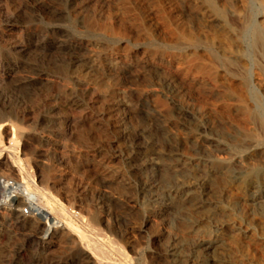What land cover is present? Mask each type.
<instances>
[{
    "label": "rangeland",
    "instance_id": "rangeland-1",
    "mask_svg": "<svg viewBox=\"0 0 264 264\" xmlns=\"http://www.w3.org/2000/svg\"><path fill=\"white\" fill-rule=\"evenodd\" d=\"M262 119L264 0H0V180L111 255L19 193L0 264H264Z\"/></svg>",
    "mask_w": 264,
    "mask_h": 264
},
{
    "label": "bare ground",
    "instance_id": "bare-ground-1",
    "mask_svg": "<svg viewBox=\"0 0 264 264\" xmlns=\"http://www.w3.org/2000/svg\"><path fill=\"white\" fill-rule=\"evenodd\" d=\"M247 20V19H246ZM248 20H249V18H248ZM254 21V20H253ZM244 27V26H243ZM245 29V28H244ZM243 29V30H244ZM253 29V28H252ZM242 30V31H243ZM247 32V31H246ZM249 32V31H248ZM249 35V34H248ZM248 35H247V37H248ZM242 36V35H241ZM263 38V37H262ZM229 58V57H228ZM232 62V61H231ZM231 62H229V63H231ZM248 72V71H247ZM215 74V73H214ZM214 74H213V78H215L214 77ZM217 74V73H216ZM211 77H212V75H211ZM217 77V76H216ZM212 78V79H213ZM218 78V77H217ZM263 120V119H262ZM264 121V120H263ZM0 130H1V133H3L4 134V136H7L8 135V128H7V126L6 125H3L1 128H0ZM15 141H13L12 142V146H13V143H14ZM15 144V143H14ZM3 142H2V140H0V150H4V148H3ZM6 150V149H5ZM2 152V151H1ZM156 163V162H155ZM158 163V162H157ZM3 164V163H2ZM5 164V163H4ZM3 164V165H4ZM154 164V163H153ZM3 165H1V166H3ZM6 165H7V163H6ZM17 165H19L18 164V162H17ZM8 167L9 168H12V165H8ZM159 167V166H158ZM158 170V169H157ZM179 170V169H178ZM176 171H177V169H176ZM174 172V171H173ZM181 172V171H180ZM187 173H188V170L186 171ZM186 173V174H187ZM174 174V173H173ZM172 174V175H173ZM176 174H177V172H176ZM175 174V175H176ZM180 174H182L183 175V173H180ZM180 174H177V175H179L180 176ZM153 175V174H152ZM155 175V174H154ZM159 175V174H158ZM171 175V176H172ZM185 175V174H184ZM171 176H170V178H171ZM174 176V175H173ZM152 177V176H151ZM156 177V176H155ZM178 177V176H177ZM182 178V177H181ZM186 178V177H185ZM187 178H189V177H187ZM173 179V178H172ZM157 180V179H156ZM174 180V179H173ZM172 180V181H173ZM177 180H178V178H177ZM186 181H188V180H186ZM170 182V181H169ZM175 182V181H174ZM177 183H178V181H177ZM187 183V182H186ZM190 183V182H189ZM156 184V183H155ZM168 184V183H167ZM22 185V184H21ZM20 184H18V183H16V185L15 186H13V185H8V184H3L2 183V181L0 180V187L3 189V191L1 192V196L3 197L1 200H0V205H5V204H7L8 205V203L7 202H9V206L11 207V206H13L15 203L16 204H18V203H20V194L19 193H23V195L25 196V201L27 200V204H28V206L30 207V209H31V214L32 215H34V214H36L37 216H39L40 218H42L43 220H44V222L46 223V230H45V234H44V238H46V239H49V238H52V236L53 235H58V233L60 232V234H59V237H62L63 235H64V233H65V231H63L64 230V228H68V229H70V230H72V231H75V232H77L78 233V236L80 237V239L82 240V241H86V243H87V245H92L91 247H90V249H92V251L94 252V253H96L97 255H100V257H104V258H108V260L109 261H111V259H109L110 258V254H107L105 251H104V249L102 248V245L100 246V245H98V244H95V242H92V243H90L92 240L90 239V237L88 238L87 236V233L83 230V229H81L77 224H75L74 223V221L70 218V217H68L67 216V214L66 213H64V210L62 211V210H58L56 207H55V205L53 206V204L52 205H50V203H51V201H50V199L49 198H47V197H42L43 199H41V197L38 195V197H35V195H29V196H26V194L24 193V191H22V189H21V186ZM165 185H166V183H165ZM169 185H170V183H169ZM182 185H183V182H182ZM191 185V184H190ZM150 186V185H149ZM155 186V185H154ZM180 186V185H179ZM153 187V186H152ZM165 187V186H164ZM194 187V186H193ZM167 188V187H166ZM169 188V187H168ZM179 188V187H178ZM182 188V187H181ZM171 189V188H170ZM183 189V188H182ZM185 189H187V188H185ZM190 189V188H189ZM175 190H177L176 188H175ZM192 190H193V188H192ZM168 191V190H167ZM184 191V190H183ZM191 191V190H190ZM189 191V192H190ZM171 192V191H170ZM179 192V191H178ZM180 193V192H179ZM184 193V192H183ZM180 194H182V193H180ZM191 194V193H190ZM179 195V194H178ZM193 195V194H192ZM195 195V194H194ZM182 196V195H181ZM187 196V195H186ZM183 197V196H182ZM188 197V196H187ZM195 197V196H194ZM185 198V197H184ZM183 198V199H184ZM185 200H186V198H185ZM24 201V202H25ZM33 201H35V204H34V202ZM23 202V203H24ZM15 209V207H12L11 208V210H14ZM47 209H49L53 214H56V216H54V215H51L48 211H47ZM15 211H16V209H15ZM22 216H24V218L26 217L25 215H23V214H21ZM27 218V217H26ZM35 220V219H34ZM85 223V222H84ZM26 224H29V222H27ZM32 224V223H31ZM30 225V224H29ZM85 225L88 227V224H86L85 223ZM67 234V233H66ZM69 235V234H68ZM102 235V234H101ZM54 240H55V238H53ZM65 239H66V237H65ZM112 240V239H111ZM57 241V240H56ZM112 243H114L115 245L113 246V249L121 256V255H123V257H124V250H123V247L119 244V243H117L116 241H111ZM48 243V242H47ZM112 245V244H111ZM88 247V246H87ZM98 258H99V256H98ZM121 264H123V263H121ZM200 264V263H199ZM203 264V263H202ZM204 264H206V263H204Z\"/></svg>",
    "mask_w": 264,
    "mask_h": 264
},
{
    "label": "built area",
    "instance_id": "built-area-1",
    "mask_svg": "<svg viewBox=\"0 0 264 264\" xmlns=\"http://www.w3.org/2000/svg\"><path fill=\"white\" fill-rule=\"evenodd\" d=\"M3 184H8V185H11L12 182L11 181H8V180H1ZM21 214L25 215V216H28L31 214V209L29 206H26L24 207L22 210H21Z\"/></svg>",
    "mask_w": 264,
    "mask_h": 264
}]
</instances>
